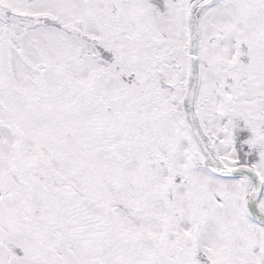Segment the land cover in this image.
<instances>
[{"label":"snow or ice","instance_id":"6c2138e0","mask_svg":"<svg viewBox=\"0 0 264 264\" xmlns=\"http://www.w3.org/2000/svg\"><path fill=\"white\" fill-rule=\"evenodd\" d=\"M0 264H264V0H0Z\"/></svg>","mask_w":264,"mask_h":264}]
</instances>
